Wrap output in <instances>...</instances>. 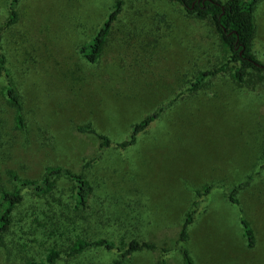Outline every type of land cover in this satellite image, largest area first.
<instances>
[{"label":"rangeland","instance_id":"obj_1","mask_svg":"<svg viewBox=\"0 0 264 264\" xmlns=\"http://www.w3.org/2000/svg\"><path fill=\"white\" fill-rule=\"evenodd\" d=\"M9 1L0 0V41L29 121L26 131L15 129L0 78V188H14L9 170L22 178L41 177L49 165L84 172L94 193L91 217L83 214L94 221L83 230L62 227L55 215L73 187L65 178L49 196L63 198L53 206L45 199L33 205L37 198L26 192L0 245V264H20L48 246L64 250L78 234L147 239L168 249L170 264H183L173 244L198 200L195 191L209 184L213 189L199 199L190 227L195 264H264V80L239 84L225 70L188 90L200 72L228 58L215 27L171 0H123L93 65L78 48L93 38L116 0H19L18 19L7 26ZM254 20L253 50L264 64V0ZM160 109L128 150L101 146L96 134L77 131L92 124L118 143ZM236 184H243L238 205L227 199ZM241 216L254 231L253 248L243 237ZM160 256L142 251L126 264H158ZM118 257L116 250L89 248L55 264H110Z\"/></svg>","mask_w":264,"mask_h":264},{"label":"trees","instance_id":"obj_2","mask_svg":"<svg viewBox=\"0 0 264 264\" xmlns=\"http://www.w3.org/2000/svg\"><path fill=\"white\" fill-rule=\"evenodd\" d=\"M178 3L187 15L198 18L211 23L217 31L219 38L228 52V58L220 66L210 70L200 72L191 82L189 91L194 92L200 88L204 80L218 74L219 72L228 70L231 77L239 84L247 82L248 85L254 87L259 84L257 82L264 80V67L260 60L256 57L253 50V38L255 34L254 11L257 3L260 0H171ZM19 0L9 1V14L6 24L10 26L16 23L18 19L17 4ZM123 0H116L108 17L103 21L100 28L91 40L79 46L78 52L80 56L91 64H96L99 60L106 39L109 35L113 22L119 17L123 8ZM1 36V35H0ZM0 41V78L6 79L3 86V98L9 107L14 112L15 129L26 131L29 119L24 110L23 93L16 84L9 69L5 53L2 52ZM263 73V75H261ZM163 109L156 110L150 115L145 116L142 120L136 122L131 127L129 138L121 142H112L106 135H101L92 126L79 125L77 131L81 133H92L101 140V146H118L121 150H128L130 146L135 145L140 134L144 133L147 128L158 119ZM4 135L0 130V152L4 146ZM11 181L14 183V188L11 190L0 188V245H2L7 236L11 233L15 218L16 210L20 205L25 203L26 192L35 199L33 202L37 205V200L40 203L41 199H45L48 205H54L57 201L60 203L62 199H50L56 190L57 179L65 178L73 183L71 189V198L67 200L64 208L57 211L56 218L62 223V227L67 230H75L78 227L84 229L85 223L91 224L93 219H88L83 213L90 214V197L94 193V188L84 172L75 173L72 170L62 167L49 165L41 177L38 178H22L15 171H8ZM243 187V184L233 185L227 199L238 205L236 194ZM213 189L212 185H205L203 190H196L197 202L191 206V210L183 217L180 231L175 245L180 251L183 264H195V259L189 248L190 242V227L194 224L195 215L199 210V199L208 195ZM31 203V202H30ZM60 207V205H59ZM130 209V208H129ZM131 210V209H130ZM140 215V212H139ZM77 218L79 225L72 218ZM134 218H137L134 216ZM138 217L137 227L140 225ZM239 224L242 227L243 237L247 241L249 248L255 247L256 238L254 231L249 221L241 216ZM84 227V228H83ZM76 231H73L75 233ZM72 232L70 235H74ZM76 235V234H75ZM79 235V234H78ZM77 235V236H78ZM70 239L66 249H60L57 246H48L40 256H31L25 258L20 264H55L62 258L75 257L89 248H104L106 250H116L119 257L113 260L110 264H126L138 252L153 251L161 253L158 264H170L166 252L168 249L159 247L156 243L150 240H139L130 238L126 240H114L106 236L78 237ZM171 250V249H170ZM21 258V259H22Z\"/></svg>","mask_w":264,"mask_h":264},{"label":"water","instance_id":"obj_3","mask_svg":"<svg viewBox=\"0 0 264 264\" xmlns=\"http://www.w3.org/2000/svg\"><path fill=\"white\" fill-rule=\"evenodd\" d=\"M264 67V65H262Z\"/></svg>","mask_w":264,"mask_h":264}]
</instances>
